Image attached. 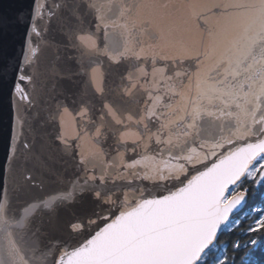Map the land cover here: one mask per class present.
<instances>
[{
  "label": "snow or ice",
  "instance_id": "snow-or-ice-1",
  "mask_svg": "<svg viewBox=\"0 0 264 264\" xmlns=\"http://www.w3.org/2000/svg\"><path fill=\"white\" fill-rule=\"evenodd\" d=\"M13 28L0 264H237L264 250V0H31L0 11V33ZM237 230L247 239L222 240Z\"/></svg>",
  "mask_w": 264,
  "mask_h": 264
},
{
  "label": "water",
  "instance_id": "water-1",
  "mask_svg": "<svg viewBox=\"0 0 264 264\" xmlns=\"http://www.w3.org/2000/svg\"><path fill=\"white\" fill-rule=\"evenodd\" d=\"M30 2L31 0H0V11L14 12L17 10V5L27 8ZM22 31V28H13L7 32L0 33V59L18 58L23 46ZM48 211V209L44 208L35 210L37 223L46 218ZM59 211L62 216L66 215L64 209Z\"/></svg>",
  "mask_w": 264,
  "mask_h": 264
},
{
  "label": "trees",
  "instance_id": "trees-1",
  "mask_svg": "<svg viewBox=\"0 0 264 264\" xmlns=\"http://www.w3.org/2000/svg\"><path fill=\"white\" fill-rule=\"evenodd\" d=\"M245 212L247 211V209L244 210ZM244 212H242L240 214V218H241V221H242V227H246L248 223H250V221H244L243 220V217H242V214ZM235 239H240V240H245L247 239V237L245 236H242L239 234V230H237L236 233H233V234H228L226 233L223 237H222V240L224 241H228V242H231L232 240H235ZM247 253H251L252 256L254 257H258L260 258L262 261H264V250H261V249H256V250H252L251 248L249 249H245V250H242L239 255H238V258H237V264H241L240 262V258L241 257H244Z\"/></svg>",
  "mask_w": 264,
  "mask_h": 264
},
{
  "label": "rangeland",
  "instance_id": "rangeland-1",
  "mask_svg": "<svg viewBox=\"0 0 264 264\" xmlns=\"http://www.w3.org/2000/svg\"><path fill=\"white\" fill-rule=\"evenodd\" d=\"M244 216V213L242 214V217Z\"/></svg>",
  "mask_w": 264,
  "mask_h": 264
}]
</instances>
